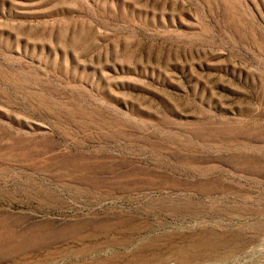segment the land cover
Returning <instances> with one entry per match:
<instances>
[{
    "label": "rangeland",
    "instance_id": "rangeland-1",
    "mask_svg": "<svg viewBox=\"0 0 264 264\" xmlns=\"http://www.w3.org/2000/svg\"><path fill=\"white\" fill-rule=\"evenodd\" d=\"M0 264H264V0H0Z\"/></svg>",
    "mask_w": 264,
    "mask_h": 264
}]
</instances>
